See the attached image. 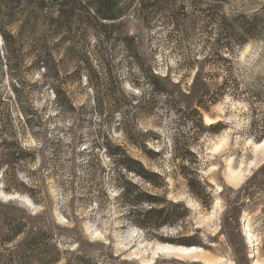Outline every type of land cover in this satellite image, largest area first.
<instances>
[{
	"label": "rangeland",
	"instance_id": "obj_1",
	"mask_svg": "<svg viewBox=\"0 0 264 264\" xmlns=\"http://www.w3.org/2000/svg\"><path fill=\"white\" fill-rule=\"evenodd\" d=\"M117 2L120 19L86 41L77 21L53 23L54 8L1 14L13 53L0 40V264H38L45 240L31 252L28 231L46 228L58 264H141L135 256L148 261L157 245L202 252L152 264H264V163L240 188L226 183L228 162L245 165L248 143L264 139V0ZM238 15L259 26L239 44ZM45 51L55 76L33 63ZM82 52L78 74L70 53ZM162 218L177 221L154 227ZM11 220L30 227L7 244Z\"/></svg>",
	"mask_w": 264,
	"mask_h": 264
},
{
	"label": "trees",
	"instance_id": "obj_2",
	"mask_svg": "<svg viewBox=\"0 0 264 264\" xmlns=\"http://www.w3.org/2000/svg\"><path fill=\"white\" fill-rule=\"evenodd\" d=\"M34 7L36 10H51L54 8L56 14H58V17L56 20H52L53 23H62L64 28L69 26L71 22L77 21L78 24H80V36L86 39L87 30L91 28H106V23L108 22H115L120 19L122 16V12L118 10V2L117 0H0V18L1 14L8 18H13V13L16 8L18 7ZM5 9L6 13L3 12ZM31 18H29L25 24L29 27H31L32 24H30ZM231 30H237L239 33L237 34L238 37V44L244 43L247 41V37H251L253 31L257 30L258 26V20L257 17H253L252 19H246L244 15H238L237 17H233L231 19ZM68 28V27H67ZM233 38V36H232ZM12 37L8 32L4 30V25L0 23V40L3 42L4 45V53L7 60H10V57L12 56L13 50L12 45L10 44ZM86 41V40H85ZM85 56L84 60L82 57ZM70 58L76 62L77 70L75 73L80 74V72L83 70L82 65L86 62H90V58L87 57L86 52L77 53L74 55L73 53H70ZM52 55L45 51L41 52V54L37 55L34 58L33 63L35 65H42V71L44 75L47 77L52 76L55 72L52 73ZM82 61V62H81ZM86 61V62H84ZM55 76V74L53 75ZM87 81L91 82L90 76L87 74ZM167 83L168 87H174L173 84L169 83L166 79L163 80ZM92 84V82H91ZM154 86V85H152ZM54 97L55 99L59 100V93L54 89ZM154 91L157 92V89L154 87ZM119 92V90H118ZM18 108V107H17ZM19 109L21 110L22 114H25V111L23 110L22 106H19ZM16 146L20 151L26 152L25 150L21 149L20 144L16 142ZM127 168V167H126ZM128 169V168H127ZM146 202L152 203L153 200L146 199ZM128 205L135 206L133 202H128ZM165 207L162 205L159 209H156L155 211H149L151 214H157L161 215L164 213ZM134 217L132 216V219ZM174 219V220H173ZM177 221V219L172 218L166 219L162 218L159 219L158 222L154 225V227H162L164 225H172ZM140 226L144 227H150L148 224H139ZM30 224L25 221H9L7 224H5V230L7 232V235H5L3 238L4 243H11L13 241H16V239L22 235L26 229H29ZM28 246L32 251H35L37 248V243L43 238L45 240L44 248L46 255L45 257L40 260L37 258V254L33 252L32 258L38 259V264H58L61 260V253L56 249L55 246V237L52 234L51 229H45L43 231H38L37 233H33V231H28ZM82 258L87 257V255H82ZM101 259H104L105 256H100ZM99 257V259H100ZM82 259L81 257H79ZM98 258V257H97ZM87 261H91V259H84ZM98 261V259H96ZM94 261V262H97ZM95 264V263H94ZM97 264H106L103 261H99ZM127 264H134V263H127Z\"/></svg>",
	"mask_w": 264,
	"mask_h": 264
},
{
	"label": "bare ground",
	"instance_id": "obj_3",
	"mask_svg": "<svg viewBox=\"0 0 264 264\" xmlns=\"http://www.w3.org/2000/svg\"><path fill=\"white\" fill-rule=\"evenodd\" d=\"M247 52V48L244 49L242 52L243 55ZM216 121L214 119H209L208 117H205L204 123L206 125H212ZM238 126V125H237ZM227 135L224 137H221L220 139L215 142V144L212 147V153L217 154L220 151H222L227 146ZM250 142V141H249ZM249 146H251V160L248 161L245 165L243 162L239 165L237 169H233L231 167V161L228 162L227 170H226V183L227 185L233 187V188H240V186L243 184L246 176L248 175V171L250 168H254V166L257 165L259 162L264 163V139L257 143H248ZM262 164V163H261ZM218 204H216L217 206ZM215 209V208H214ZM243 231H244V238L245 242L248 246L251 248H256L257 245V238L255 235H253L252 231H250L248 219L244 218L243 220ZM154 251V250H153ZM202 252V249L196 248V247H180V246H160L157 245L156 250L152 253L153 255L148 261H144L141 257H136V259H139L141 264H152L153 261L159 256L160 254L165 257H177V258H186V257H192L196 258L197 256H200ZM252 257V256H250ZM218 261V260H217ZM206 264H216L214 262H210L208 260H205Z\"/></svg>",
	"mask_w": 264,
	"mask_h": 264
},
{
	"label": "water",
	"instance_id": "obj_4",
	"mask_svg": "<svg viewBox=\"0 0 264 264\" xmlns=\"http://www.w3.org/2000/svg\"><path fill=\"white\" fill-rule=\"evenodd\" d=\"M161 255V254H160ZM136 260H138L139 261V259H136Z\"/></svg>",
	"mask_w": 264,
	"mask_h": 264
}]
</instances>
